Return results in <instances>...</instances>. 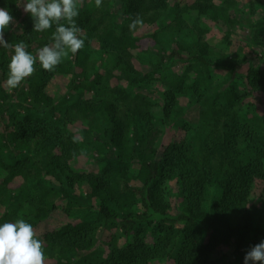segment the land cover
<instances>
[{
    "label": "trees",
    "instance_id": "obj_1",
    "mask_svg": "<svg viewBox=\"0 0 264 264\" xmlns=\"http://www.w3.org/2000/svg\"><path fill=\"white\" fill-rule=\"evenodd\" d=\"M22 1L0 0L14 18L5 39L24 42L35 55L52 43L55 26L33 32ZM261 1L251 0L249 16L264 11ZM118 2L117 11V0L79 7L84 48L69 53L54 72L37 63L35 74L17 89L5 83L14 50L0 47V224L31 223L53 264H220L229 257L231 264H244L246 252L264 241V116L246 102L263 101L264 70H248L243 92L236 85L222 87L228 80L205 99L216 64L232 80L249 58L216 63L204 36L207 22L226 32L225 41L232 30L252 28L253 22L239 11V0H195L182 11L189 21L179 16L168 27L159 23L168 0ZM136 17L143 27L157 24L156 32L139 35V26L130 31ZM169 33L172 42L165 39ZM164 39L171 51L154 46ZM250 44L264 52V40L253 37ZM167 59L183 64V75L163 71ZM161 72L168 73L166 79L157 77ZM58 75L71 76L67 95L48 91ZM189 91L207 104L205 116L193 119L201 126L185 123L184 139L163 146L179 97L185 92L188 107L199 106ZM223 96L225 102L218 101ZM159 103L161 127L155 123ZM92 151L94 164L78 168ZM173 180L182 200L177 213L170 204ZM56 212L68 223L39 233ZM113 227L118 233L97 253L100 234ZM223 247L229 255L221 253Z\"/></svg>",
    "mask_w": 264,
    "mask_h": 264
},
{
    "label": "rangeland",
    "instance_id": "obj_2",
    "mask_svg": "<svg viewBox=\"0 0 264 264\" xmlns=\"http://www.w3.org/2000/svg\"><path fill=\"white\" fill-rule=\"evenodd\" d=\"M194 1L195 0H168V2H170L169 9L167 12H164L162 14L163 16H162L161 21H159V23L161 25H163V27L164 26L168 27L171 25V23L178 20L179 16L180 17L182 16V19L184 18L185 20L187 19L189 21V19L186 17L185 14H183L184 12H182V11H184L185 7L189 8L190 6H192ZM214 1H215V3H220V0H214ZM255 1H257V0H255ZM261 2L264 5V0H262ZM23 3H26V0L22 1V8H23ZM84 3H88L90 8H93V6L96 7L95 0H81L80 7ZM250 3H251V0H239V9H240L239 11H241V12L244 11L249 16L250 13H249L248 8H250ZM120 6H121V2H118V0H117V3H116L117 9H115L114 11L119 10ZM261 6L262 5L257 6L256 8L258 9ZM255 13L256 14H254V16L253 15L249 16L253 22L252 28H250V27L248 28L245 26V27H239V28H237V30H234V31L232 30L231 34H233L234 36L233 35L230 36V38L227 41H225V38L227 37L226 32H222V29L220 30V27L216 26L215 24H213L211 22L210 23L207 22L205 27L208 29L209 32L207 35L204 36V40L209 43V47L211 49L212 57L216 63H221L220 60L222 57L224 59L227 58L228 63H230V64H235V63L239 64L242 61L243 57H247V58H249V60H247L243 64H240L241 68L240 67L238 68V72L233 75L232 80H231V78H229V75L227 73V69L223 68L224 66L218 67L216 64V66H214L213 71L211 73V77H212L211 86L208 89V91H206L203 95L205 97V99L210 97L212 94H215L216 89H218L219 86H221L222 84L225 83V81H228V80H229V83L224 85V86L222 85V87H225V89H230L231 87L236 85V86H238L237 91L243 92L246 89L245 83H246V79H247L248 70L250 68H257V69L264 70V52H263V50L259 47H255L252 50L251 44H250V39H252L253 37L255 38V41H261V40L263 41L264 40V11L255 12ZM156 26H157V24L155 26L146 25L138 32V34L139 35L153 34L156 32ZM165 39L167 41L172 42L173 41L172 34H170V33L167 34L165 36ZM165 39L161 41V43H162L161 45H159V44L154 45V46H156V49H159L162 51V48H165L167 51H171V46L168 47V45H165V42H167ZM181 40H182V36L179 35L177 41H181ZM92 45H93V49H95V50H97L99 47L97 40H94ZM252 45H253V42H252ZM141 67H143V66H141ZM146 67H147V65H146ZM165 69L168 70L169 73H170L169 69H171L172 72L175 71L179 75H183V73L185 71L183 64H181L179 62L177 63V61L170 60V59H167L166 67L164 68L163 71H165ZM167 75H168L167 72H161L160 74H158L157 77H163L164 79H166ZM69 77L71 78V76H69ZM69 77L58 75L50 83V85L48 87V91L50 92V94H52V95H58V94L67 95V87L66 86H67L68 81L70 80ZM154 89H155L154 91H156L157 89H160V86H157ZM185 95H186V93L184 92V96ZM192 95H194L192 91L187 92V96L193 99ZM184 96L179 97V101H178L180 104L178 107L179 111L176 112V110H175L173 116L171 117V121H170L168 128H166L164 130L163 140L161 141V144H163V146H167L168 144H170L174 140L184 139L185 134H186V132L183 130L185 127V123H187L188 125L190 124L191 127L194 129L199 128L201 126V124L195 123V121H193V119L198 118L200 116H205L204 111L207 109V106H206L207 104L206 103H197V101L193 99L194 100L193 103L195 105H199V106H198V108H194L192 110V109H190V107H188L187 98H185ZM87 97H90V96H87ZM152 97L155 100L153 95H152ZM224 98H225V96H223V98H220L218 101L225 102ZM158 102H161V100H159ZM246 102L256 105L257 112L259 113V115L264 116V98H263V101L260 102L259 100H255L251 97V98H248ZM158 105L159 106L156 109L157 119H156L155 123H156L157 127H161V121H163V115H162L163 105H161V103H159ZM177 122H178V125L175 124ZM233 122H238V120H236V121L234 120ZM177 127H179V128H177ZM79 128H80V126H79ZM1 129H2V124H1V120H0V130ZM77 129H78V127L74 126L71 128V131H74L76 134H78L79 131L76 132ZM185 130H187V129L185 128ZM233 132L236 133V127H234ZM8 151H10V150H8ZM96 157H97V154L94 153L93 151L91 152V154L89 155L88 158L82 157L78 161V168H83V167L85 168L88 165L94 164V161H95L94 159ZM169 185L171 187H173V189H175L174 190V197L172 198L170 204H171L173 212L177 213L178 210L181 208V203H182V200L178 197V193H177L178 190H176L179 188L177 187L176 182L174 180L171 181ZM258 192L259 191H256V193H257L256 198L258 197ZM65 219L66 218L62 214L56 212L50 216V218L46 221V223L42 224V226L38 232L43 233L46 231H52V230L59 229L60 227H62L63 224L68 223V221H66ZM261 227L264 229V224L261 225ZM118 231H119L118 227H113L111 230H109L107 232H102L100 234L101 236L99 238V241L95 246V251L97 253H104L105 249L107 248L106 246L108 245L110 238L112 236H114L116 233H118ZM126 242L129 243L130 240L126 241ZM230 252L231 251L229 248L223 247L221 253L229 255ZM233 259L234 258L231 259L230 257L226 258V260L223 261L224 263L221 262L220 264H231V261H233ZM50 260L51 259H47V257H46V264H53V262ZM156 264H170V263L168 261V262L156 263ZM216 264H219V263L216 262Z\"/></svg>",
    "mask_w": 264,
    "mask_h": 264
},
{
    "label": "clouds",
    "instance_id": "obj_3",
    "mask_svg": "<svg viewBox=\"0 0 264 264\" xmlns=\"http://www.w3.org/2000/svg\"><path fill=\"white\" fill-rule=\"evenodd\" d=\"M80 4L81 0H26L23 3V11L34 21L33 32H45L55 26L50 38L52 43L38 49L35 55L27 51L24 42L13 45L5 39L14 18L8 9L0 8V47L14 50L5 82L9 90L19 88L32 77L37 63L43 70L54 72L69 53L74 56L84 48L85 40L80 36L83 30L76 23ZM95 5L101 7L102 0H95ZM143 23L136 17L129 25L130 31L135 32ZM250 262L264 264V241L246 252L244 264ZM0 264H46L44 241L38 238L31 223L17 219L0 224Z\"/></svg>",
    "mask_w": 264,
    "mask_h": 264
}]
</instances>
